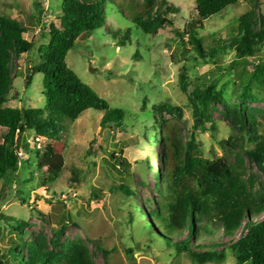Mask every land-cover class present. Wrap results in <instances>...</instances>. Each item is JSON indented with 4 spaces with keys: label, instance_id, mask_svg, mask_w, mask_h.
I'll return each mask as SVG.
<instances>
[{
    "label": "rangeland",
    "instance_id": "rangeland-1",
    "mask_svg": "<svg viewBox=\"0 0 264 264\" xmlns=\"http://www.w3.org/2000/svg\"><path fill=\"white\" fill-rule=\"evenodd\" d=\"M167 1L178 9V13L170 15L174 28L160 30L155 36L146 35L119 12L116 4L107 3L104 8L106 24L114 31L121 29V34L130 28V40L124 47H118L108 36L109 32L101 29L79 40L69 52L68 67L108 101L111 108L123 109L126 117L122 125L108 127L102 124L103 113L89 110L76 122L65 124L59 141L40 139L38 145L46 154L44 171L54 156L62 155L65 160L58 181L46 187L41 185L42 172L37 168L36 153L24 152L25 147H36L33 132L21 136L18 178L4 198L0 182V227L6 243L11 237L8 218L29 224L27 240L35 239L36 234L51 238L53 231L64 222L60 241L84 240L95 254L97 264H196L188 256L177 254L152 228L147 201L157 198L155 175L161 171V160L153 153L157 147L151 146L141 133L143 123L148 116L155 117L154 109L163 103L179 107L181 116L168 111H163L161 116L178 123L185 141L195 135L205 158L225 157L233 161V154L252 147L247 137L232 127L218 103L212 104V122L205 128L195 129L189 95L199 87L213 85L229 104L264 110V101L238 100L253 66L264 65V49L255 58L242 60L234 66V53L217 64L201 60L191 52L188 38L182 43L174 34V29L183 31L195 20V0ZM61 5L62 0L0 1V14L19 21L26 29L25 40L35 46L32 52L13 60L12 88L6 107L29 110L43 109L46 105L42 93L43 76L35 74L30 86L25 82L31 73L29 69L40 63L38 48L48 42L47 28L50 24L60 27ZM252 9L257 15H264V0H239L238 5L204 21L201 32L204 45L210 47L215 39L236 36L240 18ZM137 51L139 57L134 58ZM182 74L186 76V92L180 86ZM260 90L264 96V86ZM5 131L0 128V144ZM230 137L231 142L228 141ZM245 165L248 168L246 178L249 177L256 188L264 186V177L247 161ZM120 186L129 187L135 195L125 196L117 189ZM112 188L116 191L111 192ZM93 191L99 194L98 199L91 197ZM38 212L49 217V223L44 222ZM221 237L226 242L222 232ZM203 242L208 243L207 240ZM6 243L0 242V247ZM196 245L192 240V246ZM208 264L237 262L232 252L226 250L225 261Z\"/></svg>",
    "mask_w": 264,
    "mask_h": 264
},
{
    "label": "trees",
    "instance_id": "trees-1",
    "mask_svg": "<svg viewBox=\"0 0 264 264\" xmlns=\"http://www.w3.org/2000/svg\"><path fill=\"white\" fill-rule=\"evenodd\" d=\"M107 3L116 4L119 12L136 29L150 36L174 28L170 15L178 13L167 0H62L60 27L50 24L47 28L48 42L38 48L40 63L29 69L31 73L25 82L30 86L35 74L43 76L42 93L46 98L43 109L5 106L12 88L13 60L32 52L35 46L25 40L26 29L19 21L0 14V128L6 130L0 144L2 198L18 178L19 141L23 134L33 132L36 147H25L24 152L36 153L37 168L42 172L41 185L46 187L58 181L65 160L62 155L54 156L44 171L46 154L38 145L40 139L59 141L65 124L76 122L89 110L103 113L102 124L108 127L123 124L126 112L111 108L108 101L84 84L66 62L75 44L98 30L108 31V36L118 47H124L130 40V28L121 34V29L114 31L106 24L104 8ZM238 4L239 0H195V20L183 31L174 29V34L182 43L188 38L191 52L214 64L231 53L235 55L232 66L255 58L264 49V15H257L255 9L240 18L236 36L215 39L210 47L204 45L201 36L204 21ZM134 56L138 58L139 52ZM253 67L239 101H264L260 90L264 86V65ZM185 80L186 76L182 74L180 86L183 92L187 90ZM189 101L195 129L205 128L212 122V104L218 103L232 127L244 133L252 147L233 154V161L225 157L205 158L196 144L195 135L185 141L178 123L161 116L163 111L181 116V108L169 103L156 107L153 111L156 118L148 116L141 130L151 146L157 147L153 153L161 160V171L155 175L157 198L147 201L152 228L177 254L188 256L196 264L223 262L226 250L232 252L237 264H264V186L261 184L256 188V184L246 178L248 168L245 165L247 161L264 177V110L229 104L213 85L195 89L189 95ZM231 140L232 137L228 139ZM117 189L128 197L135 195L127 186ZM91 197L98 199L99 194L93 191ZM20 200L24 203L22 198ZM38 213L49 223V217ZM7 225L11 235L7 243L0 227V242L6 243L0 247V264H97L95 254L84 240L60 241L64 222L53 231L51 238L36 234L35 239L30 240L26 239L29 225L26 221L8 218ZM221 232L227 238L226 242L222 241ZM192 240L197 242L195 247ZM206 240L208 243L203 244Z\"/></svg>",
    "mask_w": 264,
    "mask_h": 264
},
{
    "label": "water",
    "instance_id": "water-1",
    "mask_svg": "<svg viewBox=\"0 0 264 264\" xmlns=\"http://www.w3.org/2000/svg\"><path fill=\"white\" fill-rule=\"evenodd\" d=\"M92 72H93V70H92Z\"/></svg>",
    "mask_w": 264,
    "mask_h": 264
}]
</instances>
